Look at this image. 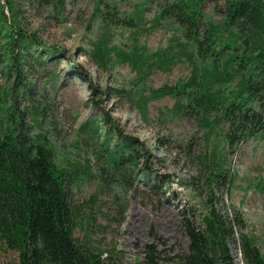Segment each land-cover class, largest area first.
Wrapping results in <instances>:
<instances>
[{
  "label": "trees",
  "instance_id": "trees-1",
  "mask_svg": "<svg viewBox=\"0 0 264 264\" xmlns=\"http://www.w3.org/2000/svg\"><path fill=\"white\" fill-rule=\"evenodd\" d=\"M34 1L50 5L57 0ZM205 3H214L218 21L206 18L203 22ZM6 5L9 18L0 3V64L6 66L4 82L12 73L15 78L10 85L0 82V252L11 251L14 258L4 264H131L114 243L94 244L93 231H104L108 225L99 224L97 218L109 223L116 218L97 204L108 194L103 203L115 209L120 206L117 225L127 204L124 200L120 205V198L133 187L130 174H153L145 161L136 169V141L117 129L114 143L105 139L92 144L96 152L91 165L61 153L52 138V122L38 106L33 89L22 81L19 67L21 56L31 57L37 65L46 64L49 57L43 54L55 49L20 28L14 22L13 2L6 0ZM105 5V12L95 10L103 30L91 56L103 66L113 61L140 67L145 57L138 50L108 48V29L120 21L127 27L140 25L150 7L135 4L119 19L114 6ZM155 17L180 28L160 65L168 68L182 56L192 65L184 80L157 88L152 97L171 96L170 112L203 131L198 151L189 143L185 147L194 166L189 185L196 191L200 210L182 212L181 225L188 238L185 252L164 247L154 236L132 264H234L231 247L243 264H264V252L246 230L240 210L219 208L221 200L214 195L216 188L232 182L229 153L251 138L264 137V0H158ZM3 37L8 38L5 43ZM145 99L141 95L137 107ZM97 125L96 120H89L81 129L98 140ZM89 177L96 180L95 190L82 201L76 200L73 188ZM146 179L147 188H156ZM157 181L160 186L164 179L157 177ZM76 228L81 235L75 233Z\"/></svg>",
  "mask_w": 264,
  "mask_h": 264
},
{
  "label": "rangeland",
  "instance_id": "rangeland-1",
  "mask_svg": "<svg viewBox=\"0 0 264 264\" xmlns=\"http://www.w3.org/2000/svg\"><path fill=\"white\" fill-rule=\"evenodd\" d=\"M10 1L15 10L14 22L42 44L55 49L42 53L49 57L48 63L37 65L31 57L21 56L19 67L22 81L33 89L38 106L52 122V138L61 153L91 165L96 152L92 144L105 139L114 143L115 129L135 139L139 155L136 169L140 170L145 161L153 174L152 177L147 173L130 174L133 187L120 198V205L124 200L127 204L117 225L120 206L115 209L103 203L108 194L101 197L97 205L100 203L103 212L116 218L110 223L97 218L99 224L108 225L104 231H93L94 244L103 247L114 243L131 264L137 252L154 236L164 247L185 252L188 238L181 225L182 212L200 210L196 191L189 185L194 166L185 155V147L189 143L192 150L198 151L203 131L194 122L170 112L174 98L152 97L157 88L173 86L190 73L192 65L183 56L174 59L168 68L165 63L160 65V60L168 56V45L175 44L173 37L180 35L178 25L162 18L156 20L158 0H57L50 5L34 0ZM0 3L6 16L11 17L6 0ZM106 3L114 6L119 19H124L135 4L150 7L140 25L127 27L120 21L111 23L108 29V48L138 50L145 57L140 67L113 61L103 66L91 56L103 30L95 10L98 7L100 13L105 12ZM213 7L214 3L204 4V23L206 18L219 20ZM7 40L1 38L2 43ZM111 58L115 59L114 53ZM2 70H6L4 64H0V82H4ZM14 78L12 73L4 83L10 85ZM141 95L146 97V103L139 108L136 101ZM89 120L97 121L98 140L81 129ZM227 161L233 179L215 189V197L222 201L218 207L239 209L246 230L256 237L264 252V137L247 140L229 153ZM147 177L156 188L144 185ZM157 177L164 179L160 186ZM96 186L94 177H89L73 188V196L82 201ZM199 191L204 189L200 186ZM75 233L81 235L78 228ZM230 249L233 263L243 264L239 253ZM13 258L11 251L0 252V264Z\"/></svg>",
  "mask_w": 264,
  "mask_h": 264
}]
</instances>
